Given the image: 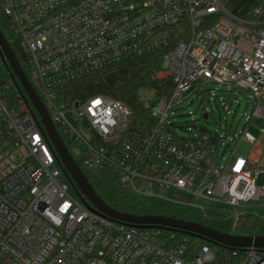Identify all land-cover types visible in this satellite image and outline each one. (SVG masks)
I'll list each match as a JSON object with an SVG mask.
<instances>
[{
    "label": "built area",
    "instance_id": "2783aa9c",
    "mask_svg": "<svg viewBox=\"0 0 264 264\" xmlns=\"http://www.w3.org/2000/svg\"><path fill=\"white\" fill-rule=\"evenodd\" d=\"M0 5L19 54L26 53L21 61L37 94L82 171L112 170L125 191L195 208L227 224L228 234L264 221V184L256 185L264 172V128L258 137L249 132L251 118L264 121V0H0ZM173 34L181 36L157 72L171 79L172 89L160 93L148 131L135 128L131 109L109 96L70 104L57 100L60 86L167 47ZM9 74L0 81V264H264L262 248L206 241L195 249L186 232L129 225L89 209L63 180L64 168L36 111L9 106L1 97L10 81L15 85ZM199 79L250 93L252 116L229 143L228 134L205 128L183 127L187 137L173 130L170 115L196 92ZM240 141L258 151L257 162L236 152ZM165 190L180 198L164 196Z\"/></svg>",
    "mask_w": 264,
    "mask_h": 264
},
{
    "label": "trees",
    "instance_id": "16d2710c",
    "mask_svg": "<svg viewBox=\"0 0 264 264\" xmlns=\"http://www.w3.org/2000/svg\"><path fill=\"white\" fill-rule=\"evenodd\" d=\"M0 30L18 58L34 90L36 93H39L34 84L30 69L21 61L17 47V38L13 35L9 22L2 13L1 5ZM180 36L176 38L175 34H173V37H175L174 42L167 47L159 48L143 56L127 58L60 86L56 91L57 100L70 104L74 101L83 102L96 95L109 96L122 101L131 109V123L135 128L148 131L155 124L156 118L153 116L152 110L141 102L136 90L139 86L146 85L165 95L171 91V79L169 77L160 79L157 77V72L161 70L164 56L173 49L176 45L175 42ZM7 70L10 72L9 78L12 79L13 73L9 68ZM16 82L17 84L13 85V82L10 81L9 87L1 93V97L9 106H15L20 110L30 109L35 111L30 102L26 105L24 104L23 100L25 101L27 98L25 94L20 93L22 87L17 80ZM56 129L63 142H65L62 132L58 127ZM83 172L100 198L111 208L119 212L137 216L162 215L197 222L217 229L220 232L229 233L227 224L205 218L195 208L152 197H140L121 189L118 183V175L112 170L103 169L94 173L83 170ZM63 180L72 185L71 190L74 195H81L78 189H76L75 184L64 175ZM236 234L242 236L264 235V221L252 222L251 226H242L236 231ZM189 241L190 247H194L195 249L206 243V240L191 234H189Z\"/></svg>",
    "mask_w": 264,
    "mask_h": 264
},
{
    "label": "rangeland",
    "instance_id": "374dc122",
    "mask_svg": "<svg viewBox=\"0 0 264 264\" xmlns=\"http://www.w3.org/2000/svg\"><path fill=\"white\" fill-rule=\"evenodd\" d=\"M20 56L23 60L27 58L23 49H20ZM7 71L6 66L1 63L0 81L4 79ZM195 86L198 87L196 92L188 96V98L170 115V121L176 125L173 129L174 132L178 136L187 137L190 133L184 130L183 127H192L193 131L205 128L217 134H228L225 143H229L230 138H232L234 134L238 135L248 124L247 118L252 116L254 105L250 98V93L241 92L238 89L218 83H204L201 79L195 82ZM136 93L141 102L147 108H150L152 112H155L162 100V95L159 92L146 85L139 86ZM222 102H224L225 105H222ZM205 110L208 114L207 119L202 117ZM70 122L74 123L75 121L70 119ZM249 123V132L258 137L261 134V128H264V121L262 119L251 118ZM77 126L80 129H87V126L82 125L80 122L77 123ZM83 136H88V134H83ZM262 142L264 144V138ZM232 146L226 149L225 156L229 155ZM221 151L222 148L219 154H221ZM236 152L245 156L251 162H257L260 157L258 151L254 147L243 141L237 143ZM263 184L264 172H261L257 176L256 185L261 186ZM120 188L123 189L121 186ZM162 193L164 196L174 200L180 198L175 193H169L167 190ZM196 202L203 205L207 204L203 200H198Z\"/></svg>",
    "mask_w": 264,
    "mask_h": 264
},
{
    "label": "water",
    "instance_id": "95a60500",
    "mask_svg": "<svg viewBox=\"0 0 264 264\" xmlns=\"http://www.w3.org/2000/svg\"><path fill=\"white\" fill-rule=\"evenodd\" d=\"M0 51L3 54V60L5 65L13 73V81L17 84L16 80L20 83L22 90L21 94H25L27 100L26 103L30 102L34 110L40 117L43 129L57 155L58 162L64 168V172L69 181L75 184L76 189L81 193V199L85 205L102 215H105L115 221L122 222L129 225L136 226H163L172 230H178L186 232L188 234L197 236L206 240L207 242L213 243L218 246L231 247V248H262L264 249V235H232L220 232L217 229L205 226L203 224L186 221L182 219H176L172 217L162 215H133L123 212H119L111 208L106 204L100 196L95 192L93 186L88 181V178L82 171V169L75 162L74 158L70 154L67 146L60 137L57 129L52 123L47 110L42 104L38 94L34 90L32 84L28 80L21 64L16 57L14 51L10 47L8 41L4 37L0 30ZM204 118L207 114L203 115Z\"/></svg>",
    "mask_w": 264,
    "mask_h": 264
}]
</instances>
